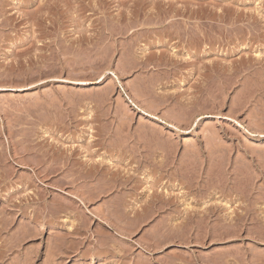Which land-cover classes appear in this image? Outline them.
<instances>
[{
    "label": "rangeland",
    "instance_id": "rangeland-1",
    "mask_svg": "<svg viewBox=\"0 0 264 264\" xmlns=\"http://www.w3.org/2000/svg\"><path fill=\"white\" fill-rule=\"evenodd\" d=\"M0 264H264V0H0Z\"/></svg>",
    "mask_w": 264,
    "mask_h": 264
},
{
    "label": "bare ground",
    "instance_id": "bare-ground-1",
    "mask_svg": "<svg viewBox=\"0 0 264 264\" xmlns=\"http://www.w3.org/2000/svg\"><path fill=\"white\" fill-rule=\"evenodd\" d=\"M233 24V23H232ZM162 56V55H161ZM160 60V59H159ZM178 62V61H177ZM176 63V62H175ZM179 63H181V61L179 62ZM243 63V62H242ZM165 64V63H164ZM253 66V65H252ZM197 70V69H196ZM109 74V76H111V75H113V72H109L108 73ZM63 80H58V82H62ZM103 81V78H100L99 80H97V81H95L94 82V84H99V83H101ZM84 84V83H83ZM200 89V88H199ZM124 90L122 89V92H123ZM126 94V93H125ZM132 98V97H131ZM131 98H129L128 96H126V102H127V104L129 105V107H132L133 109H137V110H139L140 112H142L146 117H152V114L150 115V113H146V112H144V111H141L140 110V108L138 107V105L136 104V102H134V100H132ZM125 102V103H126ZM194 105V104H193ZM199 108V107H198ZM200 109V108H199ZM198 109V110H199ZM196 112V111H195ZM199 112V111H198ZM194 113V112H193ZM192 114V113H191ZM189 117V116H188ZM153 119H157L156 117H152ZM191 118V117H190ZM203 118V116H196L195 118H194V120L191 122V126H190V128L191 127H193V130L195 129V127H198V123L201 121V119ZM158 121H160L159 119H157ZM188 122V121H187ZM186 122V124H188ZM178 125V124H177ZM168 127L169 128H171L172 130H178V128H177V126H175V125H168ZM189 128V129H190ZM188 131V130H187ZM185 132V131H184ZM94 134V133H93ZM88 138V137H87ZM92 139V138H91ZM93 143V142H92ZM88 144V143H87ZM87 147V146H86ZM87 150H89L88 148H86ZM4 153V152H3ZM5 156V155H4ZM4 156H3V158H4ZM5 157H7V156H5ZM86 157V156H85ZM2 158V157H1ZM112 158V157H111ZM8 159V158H7ZM2 160V159H1ZM46 161V160H45ZM96 161H98V160H96ZM95 161V162H96ZM191 161V160H190ZM88 162V161H87ZM196 164V163H195ZM91 165V164H90ZM93 165V164H92ZM91 165V166H92ZM99 165V164H98ZM97 165V166H98ZM110 165V164H109ZM105 166V165H104ZM107 166V165H106ZM167 166V165H166ZM108 167V166H107ZM103 168H106V167H103ZM187 170V169H186ZM160 171V170H159ZM141 172V171H140ZM147 172V171H146ZM196 179V178H195ZM158 180H159V178H158ZM170 180V179H169ZM102 181H104V180H102ZM102 181H101V183H102ZM106 181V180H105ZM193 181V180H192ZM167 182V181H166ZM195 182V181H194ZM198 182V181H197ZM107 183V182H106ZM149 183V182H148ZM168 183V182H167ZM171 183V182H170ZM198 183H200V182H198ZM105 184V183H104ZM190 184V183H189ZM193 184V183H192ZM195 184V183H194ZM151 185V184H150ZM166 185V184H165ZM170 185V184H169ZM154 186V185H153ZM153 186H151V187H153ZM156 186V185H155ZM191 186V185H190ZM199 186L201 187V185L199 184ZM198 186V187H199ZM221 186V185H220ZM100 187V186H99ZM150 187V188H151ZM165 187V186H164ZM170 187V186H169ZM172 187V186H171ZM170 187V188H171ZM215 187V186H214ZM173 188V187H172ZM178 188V187H177ZM190 189H191V187H189ZM103 189V188H102ZM166 189H168V188H166ZM184 189V188H183ZM104 190V189H103ZM106 190V189H105ZM198 190V189H197ZM230 190V189H229ZM97 191V190H96ZM199 192V191H198ZM95 194V193H94ZM163 194V193H162ZM156 195V194H155ZM181 199H185V196L183 195H181L180 197L177 195H175V196H172L171 194H165V196L164 195H162V200H163V202H164V204L165 205H169V206H178V205H180V204H183V205H185L184 203H186V202H184L183 200L182 201H180ZM150 201V200H149ZM159 204V203H158ZM187 204V203H186ZM189 204V203H188ZM187 204V205H188ZM186 205V206H187ZM186 206H185V208H184V210H185V212H186ZM158 207V206H157ZM156 207V208H157ZM188 207H189V205H188ZM254 215V214H253ZM69 220V219H68ZM66 222L65 223H68L67 222V220H65ZM68 227V226H67ZM126 235V234H125ZM112 251V250H111Z\"/></svg>",
    "mask_w": 264,
    "mask_h": 264
}]
</instances>
